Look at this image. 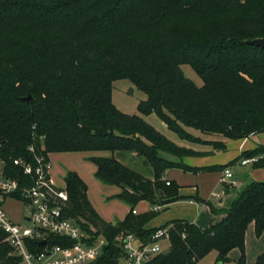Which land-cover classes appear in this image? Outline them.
Listing matches in <instances>:
<instances>
[{"label": "trees", "instance_id": "obj_1", "mask_svg": "<svg viewBox=\"0 0 264 264\" xmlns=\"http://www.w3.org/2000/svg\"><path fill=\"white\" fill-rule=\"evenodd\" d=\"M260 38L264 0H0L2 175L20 186L31 184L12 163H31V145L44 154L121 151L150 167L153 180L113 157L88 159L99 181L119 188L113 198L129 206L114 224L90 206L76 173L64 175L63 215L90 236L105 238L101 255L90 264H113L121 255L116 236L148 242L156 230L145 225L157 208L182 200L177 184L163 180V173L198 170L162 154L180 159L203 153L169 141L140 115L120 113L110 98L112 82L126 79L142 91L146 99L137 113L156 114L182 141L209 145V153L225 151L224 141L264 132V47L246 43ZM183 64L201 86L183 76ZM27 96L28 102L21 100ZM190 129L224 141H204ZM248 157H259L251 166L264 168V146L230 165ZM10 197L21 201L19 193ZM141 201L152 209L133 214ZM195 201L214 212L208 202ZM231 203L222 220L207 228L181 220L165 225L169 247L152 264H198L210 252L221 264L232 249L240 252L234 264H245L248 225L253 223L256 237L264 230V183L249 182ZM4 238L0 229V264H19ZM47 240V245L72 243L55 235ZM26 245L31 252L43 249L37 240ZM254 264H264V254Z\"/></svg>", "mask_w": 264, "mask_h": 264}, {"label": "crops", "instance_id": "obj_2", "mask_svg": "<svg viewBox=\"0 0 264 264\" xmlns=\"http://www.w3.org/2000/svg\"><path fill=\"white\" fill-rule=\"evenodd\" d=\"M190 132L194 136H197L204 141H224L219 136L203 135L196 131ZM224 142L226 143L225 151L209 153V145L201 144L196 146H187L195 152L203 153L200 156H186L178 159L176 157L168 158L163 155L166 159L181 162L185 166L198 170L196 172H182L178 169H171L166 170L163 173V180L168 182L174 181L177 184L179 189V196L182 197V200H178L172 202V204L158 207V215L155 218L151 219L145 225V229L157 230L163 228L165 225L175 220L191 222L201 229L207 228L210 225L218 223L220 220H222L225 215V211L230 207V205L232 204L231 202L234 200L235 196L244 188V186L248 185L249 182L264 183V168H254L251 166V163H248L246 165H240L238 162L233 164V166L230 165L233 160L240 157L241 154L247 153L248 151H253L260 146L263 147L264 132L249 135L247 138L244 139ZM106 153L90 152V155L87 156V158L89 159L93 156L109 158V156H112L122 165H126L127 167L137 172L139 175L141 174L145 178L150 180L154 179L152 169L148 166H144L141 161L135 159L131 154L125 152L123 153L121 151ZM48 158L49 162H51L49 178L51 179L54 186L58 188V185L55 181L56 178L51 177V171L53 169L54 164L52 160L56 161L57 163L63 161H70L71 159H75L76 155L71 152L49 153ZM79 163L80 164L78 165V168L69 169L72 172L76 173V175L79 176L83 181L85 180V178L90 179V175L94 176L96 170V166L94 163L90 162L91 164H89L87 162L82 161L81 158L79 159ZM218 167H223L222 170L228 169L229 172H231L232 174V178L225 179V181H221L222 170ZM202 168L214 169L203 170ZM65 173L66 169H62L61 176L63 177ZM62 180L63 186L59 188H63L65 186L64 177L62 178ZM107 191L108 195L110 196H114L120 192L119 188H110ZM87 197L89 203L91 204L88 194ZM195 199H200L201 201L204 200L211 204V207L214 212H211L207 204L198 203L195 201ZM116 202L117 205L123 209L120 213V217L116 218V221H114L112 217L109 218L102 212L97 211V214L104 222L114 224L116 222L122 221L123 218L126 216L127 212L129 211V206L125 205L119 200H117ZM151 209L152 206H150L146 201H141L136 205L134 211L135 214H141L148 212ZM244 234L245 264H254L255 258L260 254H264V230L261 236L256 237L254 234L253 223H250ZM163 241L167 242L168 244L167 239ZM162 247L163 246L161 244V248ZM167 249L163 250L162 248V251L165 252L167 251ZM239 255V250L232 249L228 253V262H224L221 264H234L239 258ZM208 258L211 259L214 264H216L215 252H210L209 254H207L205 258L198 262V264Z\"/></svg>", "mask_w": 264, "mask_h": 264}, {"label": "built area", "instance_id": "obj_3", "mask_svg": "<svg viewBox=\"0 0 264 264\" xmlns=\"http://www.w3.org/2000/svg\"><path fill=\"white\" fill-rule=\"evenodd\" d=\"M29 152H32L31 163L21 159L12 163L21 166L23 174L32 178L30 185L20 186L17 180L4 177L0 164V229L5 233L4 240L14 255L21 258L19 264H90L101 255L106 245L105 238L90 236L78 223L63 215L62 205L67 193L65 189L54 186L49 178L51 162L48 154L42 153V148L36 153L32 145ZM258 159L248 157L240 160L239 164L246 165ZM221 172V181L232 178L228 169ZM14 193L20 194L25 209L18 224L12 223L2 208L4 201ZM132 213L135 214V211ZM49 235L68 239L72 243L47 245ZM166 235L167 228L157 229L149 236V241L142 244L132 234L116 236L115 242L121 248V255L113 264H152L153 259L163 252L161 242L167 239ZM34 240L43 247L41 251L28 250L26 241ZM41 241H45V245H41Z\"/></svg>", "mask_w": 264, "mask_h": 264}, {"label": "rangeland", "instance_id": "obj_4", "mask_svg": "<svg viewBox=\"0 0 264 264\" xmlns=\"http://www.w3.org/2000/svg\"><path fill=\"white\" fill-rule=\"evenodd\" d=\"M180 69L183 73V76H185L188 80H191L197 87L202 85V80H200L197 75L193 72V70L190 68V66L183 64L180 66ZM112 89L110 92V98L112 101V104L114 107L120 112V113H126V114H134V115H140L143 120L149 124L152 128H155L158 132H160L166 139L169 141H172L173 143L179 145V146H196L201 144H195L188 141H182L175 133L172 131H169L164 124L160 121V119L156 116V114H151L148 116L141 115L140 113H137V105L141 100L146 99L144 93L137 89L131 82H129L126 79L117 80L112 82ZM190 131H195L193 129H190ZM197 132V131H196ZM76 155L75 159H71L70 161H63L57 163L56 161L52 162L53 169L51 171V177L56 178V183L59 187H62V169H66L67 171H71L69 168H78L79 159L81 158L82 161L87 162L91 164L87 158V156L90 155V152H71ZM106 153V152H105ZM107 154V153H106ZM165 154H162V156ZM168 158L174 157L165 155ZM112 157V156H109ZM92 166V165H91ZM62 168V169H61ZM175 169V168H171ZM179 170V169H178ZM53 175V176H52ZM212 176V175H211ZM85 181V182H84ZM83 182L86 185V192L90 198L91 204L90 206L93 207V209L97 212L100 211L104 215H107L109 218H113L114 221H116V218L120 217V213L123 210L120 206L117 205L116 198H113V196L108 195V189L110 188H118L115 185H106L99 181L96 176L90 175V179L85 178ZM61 190L63 188H59ZM116 200V201H115ZM2 208L5 211V214L7 215L8 219L14 223L18 224L22 220V216L25 214V209L23 207L22 202L19 199H14L11 197H8L4 203L2 204ZM5 241V240H4ZM163 250L168 248L167 242L163 241L162 243ZM12 255H14V252L12 251ZM199 264H214L211 259H206L205 261L199 263Z\"/></svg>", "mask_w": 264, "mask_h": 264}, {"label": "water", "instance_id": "obj_5", "mask_svg": "<svg viewBox=\"0 0 264 264\" xmlns=\"http://www.w3.org/2000/svg\"><path fill=\"white\" fill-rule=\"evenodd\" d=\"M247 44L249 45H253L255 47H264V38H260V39H251V40H247L246 41ZM30 96H27V97H24V98H21L22 101L24 102H28ZM23 221L27 224L28 221L23 219ZM41 245H45V241H41L40 243Z\"/></svg>", "mask_w": 264, "mask_h": 264}]
</instances>
